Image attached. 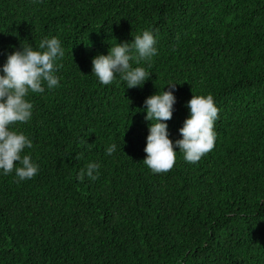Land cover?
Masks as SVG:
<instances>
[{"label":"trees","instance_id":"16d2710c","mask_svg":"<svg viewBox=\"0 0 264 264\" xmlns=\"http://www.w3.org/2000/svg\"><path fill=\"white\" fill-rule=\"evenodd\" d=\"M144 30L158 54L133 67L151 78L99 83L93 58ZM53 36L60 86L30 94L18 125L39 173L0 175V264H264V0H0V66ZM169 83L170 137L192 96L211 94L216 140L197 163L177 152L153 174L144 101ZM90 162L99 178L81 181Z\"/></svg>","mask_w":264,"mask_h":264},{"label":"clouds","instance_id":"9594fccd","mask_svg":"<svg viewBox=\"0 0 264 264\" xmlns=\"http://www.w3.org/2000/svg\"><path fill=\"white\" fill-rule=\"evenodd\" d=\"M133 37L131 42L111 43L107 55L93 58L92 74L99 83L107 86L119 78L126 82L128 89L143 87L151 78V72L142 66L133 67V61L136 64L141 60L150 61L158 54L157 36L152 30H144ZM64 55L62 41L55 36L42 39L38 48L22 41L21 48L8 54L6 62L0 66V175L14 172L18 181H26L39 173V164L25 153V149L33 148V140L19 130L18 125L28 123L33 117L30 94L60 86L57 61ZM175 85L167 84L168 90H158L144 101L145 120L150 123L143 163L153 174L170 171L177 152L183 154L186 162L195 164L215 145L219 108L211 94L192 96L186 104L189 116L179 129L181 138L170 137L167 121L172 119L177 102ZM116 150L117 145L112 144L106 148V154L110 156ZM99 168L96 162L88 163L80 170L78 179L97 180Z\"/></svg>","mask_w":264,"mask_h":264}]
</instances>
